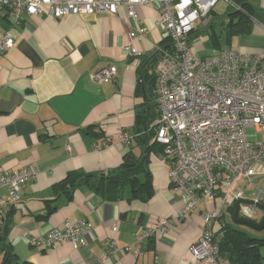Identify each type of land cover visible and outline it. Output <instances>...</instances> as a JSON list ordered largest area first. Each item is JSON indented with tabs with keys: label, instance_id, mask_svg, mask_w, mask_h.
Returning <instances> with one entry per match:
<instances>
[{
	"label": "crops",
	"instance_id": "crops-1",
	"mask_svg": "<svg viewBox=\"0 0 264 264\" xmlns=\"http://www.w3.org/2000/svg\"><path fill=\"white\" fill-rule=\"evenodd\" d=\"M224 1L220 6H230ZM246 2L252 9L251 33L233 38L226 49L254 55L264 45V0ZM157 19L151 5L138 6L136 18L128 17L121 7L116 15H69L59 20L24 15L19 25L5 10L0 12V40L7 31L13 41L0 56V167L38 169L23 188L20 204L0 208V264L6 249L18 262L28 264H99L102 259L103 264H203L192 261L189 248L203 228L201 213L218 207L219 197L202 199L185 220L170 221L168 233L137 245L141 233L154 230L157 220L182 206L170 189L168 167L159 155L149 158L154 195L147 203L104 201L86 188L74 190L67 200L56 187L74 170L98 173L117 168L130 147L138 155L135 114L147 99L123 47L133 44L142 52L140 61L152 54L166 37ZM138 27L147 32L142 40L132 42ZM193 40H198L197 51L203 46L210 49L203 57L194 49L199 58L219 52L208 46L204 34ZM109 66H115V78L96 83L92 75ZM124 135L128 142L122 140ZM243 195L247 198L244 191ZM5 196V189H0V197ZM50 201L58 208L47 214ZM66 220L83 221L89 228L84 248L66 242L51 249L30 245L29 238L44 236Z\"/></svg>",
	"mask_w": 264,
	"mask_h": 264
},
{
	"label": "built area",
	"instance_id": "built-area-1",
	"mask_svg": "<svg viewBox=\"0 0 264 264\" xmlns=\"http://www.w3.org/2000/svg\"><path fill=\"white\" fill-rule=\"evenodd\" d=\"M218 1L0 0V12L5 10L14 25H19L24 15L59 20L69 15H116L122 7L128 17L136 18L138 6L155 8L156 24L171 48L156 49L161 53L154 68L158 116L151 127L155 142L162 147L159 157L168 167L170 189L178 195L182 206L172 216L157 220L156 228L141 233L136 242L140 245L158 233H168L170 221L182 222L202 199L219 197L218 207L201 213L203 228L189 248L192 261L203 264H229L219 253L223 212L238 201L249 200L251 205L239 204L238 217L259 222L255 220L259 214L256 204L261 195L245 198L243 189L264 180V45L254 55L222 49L199 58L193 48L198 40L188 41ZM226 1L232 5L230 0ZM146 32L145 27L136 28L132 42L142 40ZM12 46L10 34L3 32L0 56ZM123 48L131 59L129 67L137 69L142 52L133 44ZM115 76V66H109L94 73L92 79L102 84ZM248 129L253 133L248 134ZM122 140L128 142V137L124 135ZM37 173L36 166L17 171L0 167V189L6 191V196L0 197V208L20 204L23 188ZM243 180L248 184L242 189L239 186ZM88 232L83 221L66 220L44 236L29 238V243L51 249L58 242H66L72 248H84ZM114 250L131 252L130 248Z\"/></svg>",
	"mask_w": 264,
	"mask_h": 264
},
{
	"label": "trees",
	"instance_id": "trees-1",
	"mask_svg": "<svg viewBox=\"0 0 264 264\" xmlns=\"http://www.w3.org/2000/svg\"><path fill=\"white\" fill-rule=\"evenodd\" d=\"M231 2L230 7L233 9L221 16H216L211 11L206 19L207 22L200 26V30L193 31L188 41L204 34L208 37V46L220 51L230 47L233 38L249 35L253 19L251 7L246 0H232ZM159 48L170 50L171 45L166 37L160 43ZM160 58V51L155 50L152 54L145 56L136 69L139 84H143L147 99V103L142 104L141 109L135 114L133 138L135 146L139 148L138 155L130 147L122 156V162L117 168L98 173H86L79 170L67 173L64 179L56 184L59 196L70 200L74 190L86 188L102 200L111 202L124 200L147 203L153 197L152 178L148 169L149 158L152 154L160 155L162 152V147L154 140L155 132L151 127L152 122L158 116L153 91L154 68ZM51 202L54 201L46 202L47 214L58 208V205L53 206ZM227 211L232 215L233 208ZM220 229L223 238L219 244V253L228 257L229 264H263L264 237L251 236L226 223L223 217ZM2 264L28 263L18 262L16 256L6 249Z\"/></svg>",
	"mask_w": 264,
	"mask_h": 264
},
{
	"label": "rangeland",
	"instance_id": "rangeland-1",
	"mask_svg": "<svg viewBox=\"0 0 264 264\" xmlns=\"http://www.w3.org/2000/svg\"><path fill=\"white\" fill-rule=\"evenodd\" d=\"M231 1V0H230ZM225 1L224 0H220L218 5L214 7V12L221 15L222 14H225L227 13L228 11L232 10L233 8L230 7V6H220L224 3ZM195 49V51H197V47L194 45L193 47ZM210 49L203 46V50L201 51H197V54L199 55V57H203L205 55H208L210 54ZM247 133L248 134H252L253 133V130L252 129H248L247 130ZM260 138V136L258 137ZM254 140V139H253ZM248 181L247 180H243L241 183H240V188H242ZM248 184V183H247ZM245 192V196L247 198H253L254 196L256 195H262V193L264 192V184L263 182H257V183H251L247 186V188L245 190H243ZM219 206L220 205V200L217 202ZM225 213V222L228 223V224H231L239 229H241L242 231L246 232L247 234L251 235V236H256V237H264V229L261 230V231H256V230H253L249 227H246V226H241V225H238V224H233V221H232V218H231V215L228 211H224ZM262 217V212L259 211V214L257 215V218L255 220H260Z\"/></svg>",
	"mask_w": 264,
	"mask_h": 264
},
{
	"label": "water",
	"instance_id": "water-1",
	"mask_svg": "<svg viewBox=\"0 0 264 264\" xmlns=\"http://www.w3.org/2000/svg\"><path fill=\"white\" fill-rule=\"evenodd\" d=\"M240 203H244V204H248V205L252 204V202L249 201V200H241V201L236 202L234 204V206H233V212H232V215H231L233 223L241 225V226L249 227V228H251L253 230H256V231L263 230L264 229V196L260 200V202L256 204V207L258 208V210L263 213V215H262V217H261L259 222H254L252 220L239 218L238 217V207H239ZM223 257L228 259L227 256H223Z\"/></svg>",
	"mask_w": 264,
	"mask_h": 264
},
{
	"label": "flooded vegetation",
	"instance_id": "flooded-vegetation-1",
	"mask_svg": "<svg viewBox=\"0 0 264 264\" xmlns=\"http://www.w3.org/2000/svg\"><path fill=\"white\" fill-rule=\"evenodd\" d=\"M262 215H263V213H262Z\"/></svg>",
	"mask_w": 264,
	"mask_h": 264
}]
</instances>
